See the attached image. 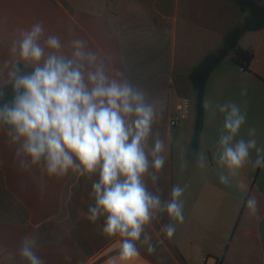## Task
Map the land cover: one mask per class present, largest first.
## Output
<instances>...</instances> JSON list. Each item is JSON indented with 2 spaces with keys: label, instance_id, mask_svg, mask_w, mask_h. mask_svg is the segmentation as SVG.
<instances>
[{
  "label": "crops",
  "instance_id": "crops-1",
  "mask_svg": "<svg viewBox=\"0 0 264 264\" xmlns=\"http://www.w3.org/2000/svg\"><path fill=\"white\" fill-rule=\"evenodd\" d=\"M246 15L230 0H0V69L5 60L18 59L9 53L18 30L36 21L43 22L46 35H59L62 42L85 39L90 48L112 56L114 66L150 95L164 97L157 127L169 133L171 148L160 184L165 196L173 185H187L185 219L175 235L161 232L165 223L175 221L153 222L155 253L138 245L140 256L125 262L119 257L121 238L101 233L103 219L93 224L86 218L91 181L72 172L48 177L40 167L21 170L0 128V264H28L19 255L26 236L38 238L34 251L44 264H203L205 257L218 264H264V167L246 164L237 176H229V184L220 183V173L227 174L215 161L223 118L212 115L217 104H239L246 122L237 139L255 138L264 148V28L245 32L238 41L252 55L247 71L226 57L208 77L194 153L195 118L177 127L168 124L177 100L193 99L188 75L223 47L225 36ZM205 100L212 108L205 109ZM201 151L209 160L205 169L196 164ZM249 196L258 202L255 216L244 207Z\"/></svg>",
  "mask_w": 264,
  "mask_h": 264
},
{
  "label": "clouds",
  "instance_id": "clouds-1",
  "mask_svg": "<svg viewBox=\"0 0 264 264\" xmlns=\"http://www.w3.org/2000/svg\"><path fill=\"white\" fill-rule=\"evenodd\" d=\"M9 53L18 59L5 60L0 69V128L19 168L40 167L48 177L72 172L90 180L92 202L86 218L93 224L103 219L101 233L121 238L120 259L139 257L138 245L154 254L149 225L165 218L175 221L161 228L173 237L185 219L187 188L173 185L165 196L160 184L171 148L169 133L157 127L166 107L164 97L150 95L114 66L112 56L90 48L85 39L62 42L59 35H46L42 21L18 30ZM204 107L212 105L205 100ZM217 112L223 119L215 161L227 170L219 175L220 183L227 185L229 176H237L246 164L264 167V148L257 147L255 138L237 139L246 122L239 104H217L212 115ZM254 133L249 130L250 137ZM196 164L209 166L204 152L197 153ZM244 207L255 216L256 198L249 196ZM37 239L22 240L19 255L28 264H44L34 251Z\"/></svg>",
  "mask_w": 264,
  "mask_h": 264
},
{
  "label": "trees",
  "instance_id": "trees-1",
  "mask_svg": "<svg viewBox=\"0 0 264 264\" xmlns=\"http://www.w3.org/2000/svg\"><path fill=\"white\" fill-rule=\"evenodd\" d=\"M236 4L242 14L246 13L242 22L232 29L224 38V45L217 52L206 57L200 65L188 75L191 92L195 102L194 134L190 143L191 152L197 150L200 131L203 122V100L205 84L213 70L226 57H231L233 63L243 71L248 70L252 55L238 46V41L245 32L264 28V1L230 0Z\"/></svg>",
  "mask_w": 264,
  "mask_h": 264
},
{
  "label": "built area",
  "instance_id": "built-area-1",
  "mask_svg": "<svg viewBox=\"0 0 264 264\" xmlns=\"http://www.w3.org/2000/svg\"><path fill=\"white\" fill-rule=\"evenodd\" d=\"M191 101L189 98H180L174 105V114L169 119L168 124L170 127H177L182 124L190 114ZM203 264H218L217 260L213 257H205L202 259Z\"/></svg>",
  "mask_w": 264,
  "mask_h": 264
},
{
  "label": "rangeland",
  "instance_id": "rangeland-1",
  "mask_svg": "<svg viewBox=\"0 0 264 264\" xmlns=\"http://www.w3.org/2000/svg\"><path fill=\"white\" fill-rule=\"evenodd\" d=\"M191 103H192V106H191L190 114L188 115V119L189 120L195 118V114H196L195 113V102H194V99H192Z\"/></svg>",
  "mask_w": 264,
  "mask_h": 264
}]
</instances>
